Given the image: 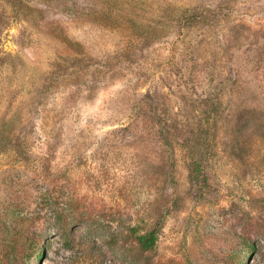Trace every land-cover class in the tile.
<instances>
[{
  "label": "rangeland",
  "instance_id": "1",
  "mask_svg": "<svg viewBox=\"0 0 264 264\" xmlns=\"http://www.w3.org/2000/svg\"><path fill=\"white\" fill-rule=\"evenodd\" d=\"M10 240L264 264V0H0V264Z\"/></svg>",
  "mask_w": 264,
  "mask_h": 264
},
{
  "label": "trees",
  "instance_id": "2",
  "mask_svg": "<svg viewBox=\"0 0 264 264\" xmlns=\"http://www.w3.org/2000/svg\"><path fill=\"white\" fill-rule=\"evenodd\" d=\"M134 231V230H133ZM136 238V243L142 250H150L154 247L157 241L156 228H150L139 233ZM5 264H28L27 260L23 258V250L15 240H10L8 244V251L6 254Z\"/></svg>",
  "mask_w": 264,
  "mask_h": 264
}]
</instances>
